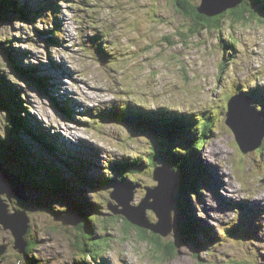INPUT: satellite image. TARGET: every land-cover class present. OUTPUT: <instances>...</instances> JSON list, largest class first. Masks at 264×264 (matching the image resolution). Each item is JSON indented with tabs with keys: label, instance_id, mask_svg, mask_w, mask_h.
<instances>
[{
	"label": "rangeland",
	"instance_id": "374dc122",
	"mask_svg": "<svg viewBox=\"0 0 264 264\" xmlns=\"http://www.w3.org/2000/svg\"><path fill=\"white\" fill-rule=\"evenodd\" d=\"M177 2L19 0L24 7L6 13L11 21L0 23V36L18 65H32L34 74L48 78L44 89L35 76L26 78L17 69L10 73L14 68L4 57L5 49L0 48L1 72L15 84L28 106L22 117L41 126L51 138L55 169L70 184L67 189L54 186L55 180L49 176L36 183L31 175L26 177L24 164L7 161L6 167L27 183L21 198L7 202L12 212L27 211L23 238L34 242L29 252L37 258L29 259L33 264H264V140L259 148L243 153L225 122L228 102L236 92L242 97V89L264 92V14L259 18L246 14L242 20L225 14L221 28L207 30L196 27ZM26 12L36 16L33 22L24 20ZM42 26L56 28L50 32L57 36L55 46L45 45ZM94 35L100 40L92 38ZM230 39L237 46L224 50L222 41ZM100 41L108 56L98 51ZM136 108L199 117L196 125L204 122V117L211 122L212 131L196 158L207 172L199 175L196 171L200 195L192 191L186 195L187 189L184 194L177 183L171 229L161 235L170 242L176 240L173 255L154 249L141 240L139 229L113 217L116 214L107 208L115 203L109 196L112 186L100 187L101 179H119L110 163L116 166L137 157L147 159L146 151L161 140L150 131L147 139V130L137 119V124H130L123 114L118 115L121 110ZM140 113L136 116L142 117ZM8 123L0 110V139L8 136ZM19 135L30 149L45 152L26 133L20 131L17 138ZM7 147L6 141H0L5 159ZM166 157L157 156V166L166 162ZM70 162L81 164L82 169L77 170H84L80 174L83 181L72 179L73 171L66 165ZM141 164L140 170L127 178L140 184H125L133 191L131 205H139L147 185L152 188L157 184L151 161ZM2 197L8 198L6 194ZM183 200H189L187 211L209 229L207 240L197 233L195 243L182 234ZM92 201L101 206L91 210ZM80 205L87 214H101L98 224L92 223V241L84 230L62 223L53 212H69ZM146 211L158 220L152 210ZM236 226H241L240 230ZM11 235L0 224V248ZM86 242L90 254L81 251ZM4 252L0 264H22L21 251L9 248L0 256Z\"/></svg>",
	"mask_w": 264,
	"mask_h": 264
},
{
	"label": "trees",
	"instance_id": "16d2710c",
	"mask_svg": "<svg viewBox=\"0 0 264 264\" xmlns=\"http://www.w3.org/2000/svg\"><path fill=\"white\" fill-rule=\"evenodd\" d=\"M179 2H187V4L182 5L178 4L179 9L182 12H185L186 14L189 15V17L193 20L195 23V26L198 28H205L207 30H218L221 28L222 21L221 18L225 14H229L234 20H242L246 17V14L251 15V17H261L264 14V5H262V2L264 0H243L241 3L237 5V7L228 9L227 11H224L223 13L209 17L204 14L199 13L198 11V3H194L192 1L188 0H178ZM24 7L19 3V0H0V23L5 24L9 21H11L10 16L8 17V14L6 13L10 12L11 10H14L15 8L22 9ZM33 8V7H32ZM29 9V7H28ZM34 10V8H33ZM3 14V15H2ZM34 15V14H33ZM26 17V18H25ZM36 16H29V13L26 12V15L24 16V20L28 22H33ZM37 21V20H36ZM43 23V21H40ZM194 26V28H195ZM27 27H30L27 24ZM40 31L42 35H44V43L45 45H52L55 46L57 44V36H54L52 33L55 27H47L44 28ZM48 29V30H47ZM0 36V48L5 49L6 53L4 54V57L6 58L9 66L13 71L10 73L15 74L16 70L19 71L20 73L24 74L26 78L28 76L34 77L35 79L39 81V86L43 87L46 89L47 83H48V78H46L44 75H36L34 72H36V68L32 65L29 67L27 66H22L18 65V62H16L15 56H12L11 52H9L8 46H6L7 43H4L6 40H3ZM222 40V39H221ZM101 44V42H98ZM229 45L235 47L237 46V43L235 40L230 39L229 42L227 41H222V47L224 50H227ZM98 47V46H97ZM98 50L105 54L106 50L104 47H98ZM10 64H13L11 66ZM2 68L0 67V110H3L6 115V119L8 120V136L6 139H0V141H6V147H7V153L6 154V159L2 157L0 154V160L5 163V166L7 163L9 164V160L15 161V162H21L22 165L24 164L25 167L27 168L26 172V177L28 175H31L32 178L37 181L38 183L40 180L43 179L45 180L46 177H51L52 179L55 180L54 186L60 185L61 188L67 189V187L70 185L68 182H65L63 180L64 176L60 172V170H56L55 168L57 167V162H54L52 159V154H53V148L54 145L51 143V138L47 135V133L44 132L43 128L39 126L36 123L29 124L27 120H25L21 112L22 111H27V105L23 104L22 98L20 97V91L16 89V86L14 83L11 84L10 79H8L7 74L1 72ZM31 79V78H28ZM245 91V90H244ZM242 92V91H241ZM237 93V92H236ZM249 96L251 97V103L256 107V109L261 112L264 115V92L263 91H253V88L250 89L248 92ZM62 109H66L65 106H61ZM263 109V110H262ZM140 111V112H138ZM68 112V111H67ZM133 113L135 115H133ZM140 113V116L138 115ZM115 114V113H114ZM123 116L128 120V122L135 123L137 124L139 122L140 127H143V129H146L147 133L145 132V135L148 139V131L156 134L159 136L161 139L159 141V144L156 145V142L152 147L146 151L147 153V159L146 157H137L131 161L123 162L121 161L120 163H117L116 166L113 162V164L110 163V167L117 171L119 175V179H114V180H104L101 179L100 182V187H106L108 188V185L116 184L118 181H124V182H129L128 184L134 185V184H140L136 180H128L127 178L132 176L133 174L137 173L140 170L139 166H143L141 162L145 163H150L154 167L157 166L156 164V158L157 156L161 155H166L167 161L164 162L166 166H171L173 171L176 172L177 174V183H179L180 189H182V192L185 194L186 189L189 191L187 194H189L191 191L193 194L199 196L200 192L196 187V179H197V174L199 175L206 174L207 172L205 171L203 164L199 163L197 161V154L198 150L202 147V145L205 143V139L210 135L212 128H211V122L209 124V120L204 117L202 123L203 125H196L198 122L192 121L193 127L190 129L188 127V124L192 123L190 122V119L192 118L189 117L188 115H180V114H171L168 112H162V113H157V112H152V111H142L141 108H136L133 110H121V113ZM183 114V113H182ZM102 116V115H100ZM135 116V117H134ZM145 118V119H144ZM136 119L138 122H136ZM200 118H198L199 120ZM209 126H208V125ZM20 131L23 133H26L30 140L32 142L36 143L39 145L45 152L38 154L36 149H30L28 146H26L25 142L22 141L21 135H19L20 138H17V134H20ZM8 142L10 144H8ZM161 142V143H160ZM48 155V156H47ZM139 156V155H137ZM21 158V159H19ZM153 159V160H152ZM20 164V163H19ZM67 168L69 171H73L72 179L77 178L75 182H81L83 181L80 178V174H82L81 171H78V167L82 169V166L80 165H75L74 163L72 164L71 162L69 164H66ZM20 166V165H19ZM8 168V167H7ZM190 168V171H189ZM9 169V168H8ZM10 170V169H9ZM25 169H22L21 172L24 173ZM152 169V174H153ZM11 171V170H10ZM196 171H199L196 173ZM12 173V171H11ZM146 173V171H145ZM196 173V174H194ZM16 174V173H15ZM18 175V174H17ZM39 176L38 178L36 176ZM88 175V174H86ZM19 176V175H18ZM21 181L26 185L25 181H23L22 177L19 176ZM82 177V176H81ZM183 177H185L187 180H183ZM114 181V182H113ZM67 186V187H66ZM74 187V184L72 185ZM109 186V187H110ZM150 185H147L145 187V192H147L148 189H150ZM181 192V193H182ZM110 196V193H109ZM92 207L91 210H94L95 207L98 208L101 206V203H97V201H92ZM185 202L182 204V210H184V221L180 225L182 228V234L186 237L195 241V236L197 233H200L201 236H203L204 240H207L210 237V231L207 227L202 226L199 223V220L196 216L193 214H190L187 211V207L190 205L189 200H183ZM107 205V202H106ZM179 207V206H178ZM108 208V205H107ZM85 209L83 205L80 206H74L70 209L71 212H76L78 215H80L82 221L77 225L79 229L84 230L86 234L90 236V240L92 241L94 239V227L92 223L95 225L98 224V218L100 217L101 214H97L94 216L91 214H87L85 212ZM109 209V208H108ZM110 210V209H109ZM111 211V210H110ZM53 212L57 213V215H64L68 211L63 210V211H55ZM148 213V216L146 215V220L150 223H155V219H152L150 211H146ZM101 213V212H100ZM113 213V212H112ZM146 213V214H147ZM154 213V212H153ZM114 214V213H113ZM155 214V213H154ZM103 216V215H102ZM113 217L119 218L121 221H124L123 223L127 226H135L134 224L130 223L128 219H126L125 216H120L118 214L112 215ZM156 216V215H155ZM111 217L110 220L113 218ZM121 217V218H120ZM108 218V216H107ZM157 218V217H156ZM102 219V218H101ZM118 219V220H119ZM152 219V220H151ZM136 229L138 230V235L140 236L141 240H145L148 244H150L154 249H161L165 251V254L173 255V247L177 246L176 240H171L168 241L161 237V235L156 234L152 232L150 229L147 228H141L138 226H135ZM237 230H240V228H237ZM166 240V242H165ZM98 243V242H96ZM34 242L31 241V239L27 240V247L25 249L24 257L28 261L29 264H33L30 262L31 259H35L34 257H31L29 255V252H32L34 249ZM101 245V243H99ZM194 248L198 250L197 246L194 245ZM81 251L84 253H89L90 254V244L87 242L84 243V246L81 248ZM23 254L21 257V262L22 264L24 262ZM5 255V253L3 254ZM3 255L0 256V261L3 258ZM91 258V257H90ZM30 259V260H29ZM33 260V261H34ZM87 258H85L84 261H86Z\"/></svg>",
	"mask_w": 264,
	"mask_h": 264
},
{
	"label": "water",
	"instance_id": "95a60500",
	"mask_svg": "<svg viewBox=\"0 0 264 264\" xmlns=\"http://www.w3.org/2000/svg\"><path fill=\"white\" fill-rule=\"evenodd\" d=\"M243 0H200L198 11L213 17L237 7ZM225 122L234 134L236 143L243 153L253 151L263 144L264 116L251 103V99L241 94H234L229 100L225 113ZM153 179L157 182L154 187L147 190L145 197L139 205H131L133 191L125 183L114 185L110 191V198L115 201L108 205L114 214H121L135 226L150 229L152 232L165 236L171 229L170 218L174 206V191L177 187V174L171 166L159 165L154 168ZM26 185L14 172L6 171L0 163V224L11 232L13 248L19 253L25 252L27 241L23 234L28 227L26 210L12 212L7 201L12 195L22 197ZM6 194L8 198L3 199ZM121 206V208L119 207ZM152 210L157 221L150 223L146 220L145 211ZM62 223L77 226L81 217L76 212H67L64 215H55ZM8 243L1 245L0 253L7 250ZM6 249V250H5ZM5 253V252H4ZM3 255V254H2Z\"/></svg>",
	"mask_w": 264,
	"mask_h": 264
},
{
	"label": "bare ground",
	"instance_id": "6f19581e",
	"mask_svg": "<svg viewBox=\"0 0 264 264\" xmlns=\"http://www.w3.org/2000/svg\"><path fill=\"white\" fill-rule=\"evenodd\" d=\"M93 37H95L96 39H99V40H100V38H98L96 35L92 36V38H93ZM92 38H91V39H92ZM100 42H101V41H100ZM95 44H96V42H95ZM98 44H99V43H98ZM99 45H100V46H98V47H102V46H103V44H99ZM88 51H91V50H88ZM98 51H99V50H98ZM108 54H109V53L106 51V53L103 54V55H104V56H108ZM248 92H249L248 90H247V91H243V89H242V94L245 95V96H247V97H250L249 94H248ZM236 94H237V93H236ZM250 98H251V97H250ZM209 113H210V112H209ZM100 115H102V114H101V113H98V116H100ZM194 115H197V114H194ZM189 117H192V118H188V119H195L196 121H198V118H199V117H194V116H192V115H189ZM131 124H132V123H131ZM193 124H194L193 122L190 123V124H188V127L191 129V128L193 127ZM205 140H206V139H205ZM205 143H206V141H205ZM0 163H2V165H3V169H4V170H6V171H10V170L5 166V163H4V162H2V161L0 160ZM204 166H205V165H204ZM205 167H206V166H205ZM153 171H154V170H153ZM10 172H11V171H10ZM119 183H125V184H126L127 182H124V181H118L116 184H119ZM116 184H112V185H111V186H112V189L114 188L113 186L116 185ZM129 186H133V185H130V184H129ZM134 187H135V185H134ZM25 188H26V187H25ZM113 190H114V189H113ZM227 194H228V193H227ZM145 195H146V194H145ZM145 195H144V197H145ZM144 197H143V198H144ZM14 198H17V197L12 195V198H11V199H14ZM143 198H142V199H143ZM142 199H141V200H142ZM141 200L139 201V203L141 202ZM135 205L137 206L138 204H135ZM26 212H27V211H26ZM27 216H28V214H27ZM28 219H29V216H28ZM235 228H241V226H239V227L236 226Z\"/></svg>",
	"mask_w": 264,
	"mask_h": 264
},
{
	"label": "flooded vegetation",
	"instance_id": "af4514ba",
	"mask_svg": "<svg viewBox=\"0 0 264 264\" xmlns=\"http://www.w3.org/2000/svg\"><path fill=\"white\" fill-rule=\"evenodd\" d=\"M176 1H178V0H176ZM188 1H192V2H196V0H188ZM178 4H182V5H185V4H187V2H182V1H178L177 2ZM6 199V198H5ZM9 207H10V210H12L13 209V207L11 206V205H9ZM8 244H9V247L7 248V249H9V248H11V249H14L13 248V242H12V238L9 240V242H7ZM22 257V256H21ZM23 257H24V254H23ZM0 262H2V261H0ZM21 264V263H20Z\"/></svg>",
	"mask_w": 264,
	"mask_h": 264
},
{
	"label": "clouds",
	"instance_id": "9594fccd",
	"mask_svg": "<svg viewBox=\"0 0 264 264\" xmlns=\"http://www.w3.org/2000/svg\"><path fill=\"white\" fill-rule=\"evenodd\" d=\"M264 116V115H263ZM162 165H165V164H162ZM166 166V165H165ZM168 166V165H167Z\"/></svg>",
	"mask_w": 264,
	"mask_h": 264
}]
</instances>
